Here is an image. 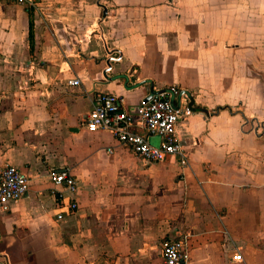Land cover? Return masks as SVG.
Wrapping results in <instances>:
<instances>
[{
    "label": "crops",
    "instance_id": "crops-1",
    "mask_svg": "<svg viewBox=\"0 0 264 264\" xmlns=\"http://www.w3.org/2000/svg\"><path fill=\"white\" fill-rule=\"evenodd\" d=\"M170 86L184 165L83 125L99 94L126 109ZM5 165L29 182L0 205V264H163L171 239L182 264H264V0H0Z\"/></svg>",
    "mask_w": 264,
    "mask_h": 264
},
{
    "label": "built area",
    "instance_id": "built-area-1",
    "mask_svg": "<svg viewBox=\"0 0 264 264\" xmlns=\"http://www.w3.org/2000/svg\"><path fill=\"white\" fill-rule=\"evenodd\" d=\"M22 6L35 8L37 0H7ZM71 86L79 85L74 79ZM146 102L141 101L132 108H123L119 98L113 94H99L95 97L91 110L86 114L83 125L89 132H106L116 144L124 147L136 158L147 163L163 162L174 156L181 164L186 163L182 144L176 134L177 124L192 113L187 101L177 86L163 90H153ZM136 117L133 121L132 117ZM152 138L158 142L153 143ZM49 178L54 186L74 193L77 180L69 169L49 170ZM28 178L15 167H0V205L18 201L28 189ZM75 205L72 204L71 207ZM62 214L57 215L61 219ZM163 264H182V244L176 240L166 241L161 249ZM239 259V256H236Z\"/></svg>",
    "mask_w": 264,
    "mask_h": 264
},
{
    "label": "water",
    "instance_id": "water-1",
    "mask_svg": "<svg viewBox=\"0 0 264 264\" xmlns=\"http://www.w3.org/2000/svg\"><path fill=\"white\" fill-rule=\"evenodd\" d=\"M157 92H154L152 89L150 90L149 94L142 100L143 102H146L153 94H156ZM132 120L135 121L136 117H132ZM7 261V260H6ZM8 264V262L6 263Z\"/></svg>",
    "mask_w": 264,
    "mask_h": 264
}]
</instances>
